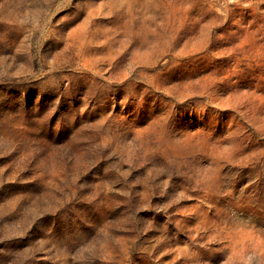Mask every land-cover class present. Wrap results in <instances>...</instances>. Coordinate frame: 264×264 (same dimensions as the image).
<instances>
[{
	"label": "rangeland",
	"instance_id": "obj_1",
	"mask_svg": "<svg viewBox=\"0 0 264 264\" xmlns=\"http://www.w3.org/2000/svg\"><path fill=\"white\" fill-rule=\"evenodd\" d=\"M0 264H264V0H0Z\"/></svg>",
	"mask_w": 264,
	"mask_h": 264
}]
</instances>
